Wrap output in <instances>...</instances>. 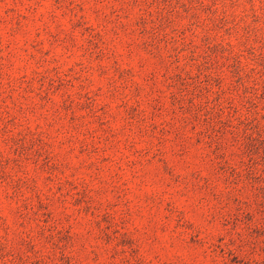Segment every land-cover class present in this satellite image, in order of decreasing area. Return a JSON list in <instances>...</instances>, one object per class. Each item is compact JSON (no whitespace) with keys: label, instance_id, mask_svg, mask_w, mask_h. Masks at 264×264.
Listing matches in <instances>:
<instances>
[{"label":"rangeland","instance_id":"374dc122","mask_svg":"<svg viewBox=\"0 0 264 264\" xmlns=\"http://www.w3.org/2000/svg\"><path fill=\"white\" fill-rule=\"evenodd\" d=\"M0 264H264V0H0Z\"/></svg>","mask_w":264,"mask_h":264}]
</instances>
